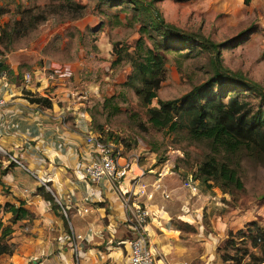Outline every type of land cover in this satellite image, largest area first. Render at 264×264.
I'll return each mask as SVG.
<instances>
[{"label": "rangeland", "instance_id": "rangeland-1", "mask_svg": "<svg viewBox=\"0 0 264 264\" xmlns=\"http://www.w3.org/2000/svg\"><path fill=\"white\" fill-rule=\"evenodd\" d=\"M70 1L0 0V60L5 69L13 65L17 77L36 66L53 71L46 91L51 102L83 119L104 139L122 145L125 153L133 152L140 164L162 171L167 186L201 214L207 230L213 231L214 223L226 225L209 264L264 261L262 151L244 142L232 151L214 149L207 139H190L181 126L158 127L149 120V108H157L158 99L180 98L215 77L209 95L225 102L236 94L239 102L247 101L251 119L264 127V0ZM148 1L162 23L180 32L158 22L145 6ZM191 33L216 43L223 67L258 83L263 93L216 72L213 51ZM138 45L161 53V67L150 83L131 64L139 57ZM210 156L234 168L241 186L219 178L200 181L198 166ZM188 174L197 182L196 195L180 187ZM2 202V224L33 234V217L11 222ZM13 228L0 239L10 250L0 253V264H15L10 258L17 253Z\"/></svg>", "mask_w": 264, "mask_h": 264}, {"label": "crops", "instance_id": "crops-1", "mask_svg": "<svg viewBox=\"0 0 264 264\" xmlns=\"http://www.w3.org/2000/svg\"><path fill=\"white\" fill-rule=\"evenodd\" d=\"M2 69L0 146L20 164L9 162L0 152V201L22 202L28 212L22 222L33 217V234L17 233L12 226L17 253L10 258L15 264H126L125 214L116 190L105 179L89 182L77 167L78 154L84 148L85 122L55 102L46 107L30 101L13 65ZM137 163L147 191L156 178L159 184L150 198L140 199L149 211L146 230L151 247L174 264L212 263L217 236L226 225L214 223L213 231L207 230L201 214L167 186L162 171ZM120 187L128 188L127 178ZM47 196L56 205L52 206ZM57 200L65 207L63 215ZM71 234L72 239H66Z\"/></svg>", "mask_w": 264, "mask_h": 264}, {"label": "trees", "instance_id": "trees-1", "mask_svg": "<svg viewBox=\"0 0 264 264\" xmlns=\"http://www.w3.org/2000/svg\"><path fill=\"white\" fill-rule=\"evenodd\" d=\"M70 2L77 3L72 0ZM145 6L151 10L158 22H163L159 12L150 1L145 3ZM162 24L170 30L180 32L178 28L169 24ZM193 35L197 37L195 34ZM197 38L202 40V45L213 51V64L216 72L228 75L232 80L239 81L244 86L254 88L263 93V89L258 83L223 67L216 43L202 35H198ZM137 54L139 57L133 58L131 64L139 76H145L144 82L150 83L154 80L155 69L161 67V53L154 51L149 46H145L144 48L138 45ZM4 66L6 64H2L1 69L5 68ZM216 81L215 77H209V81L194 85L180 98L158 99L159 106L157 108H149V120L154 126L158 127L168 125L174 129L177 126H181L186 130L187 136L190 139H207L209 145L214 149L232 151L244 142L247 145L253 144L264 154V127L259 126L255 123V120L251 119L247 101L243 100L239 102L236 94L228 95L225 102L221 96L209 95L211 86ZM205 96L207 97L204 98ZM28 99L46 107L51 105V101L47 97L29 95ZM173 109L176 110L177 119H173ZM199 169L201 171L199 176L200 181L206 182L208 178H219L226 184L231 183L236 187L241 186L234 168L229 167L224 162H217L214 157H208L198 166ZM47 199H49L52 206L56 205L50 196H47ZM2 209L11 214V222H15L28 215L27 210L22 206V202L18 204L4 202ZM11 231L12 227L10 225H3L0 220V239L9 235ZM228 236H232V234ZM261 236L264 240V232ZM9 251L4 244L0 243V253H8ZM258 262L260 263V261L254 260L249 264H256Z\"/></svg>", "mask_w": 264, "mask_h": 264}, {"label": "built area", "instance_id": "built-area-1", "mask_svg": "<svg viewBox=\"0 0 264 264\" xmlns=\"http://www.w3.org/2000/svg\"><path fill=\"white\" fill-rule=\"evenodd\" d=\"M0 75L3 77L5 71L0 68ZM53 71H48L44 65L42 67H33L31 71H25L21 74L22 83L25 92L32 96L49 97L46 93L48 87H51L49 80L53 77ZM50 78V79H49ZM51 101V100H50ZM4 103L0 96V107ZM82 139L84 148L79 152L78 169L79 172L89 182H96L105 179L110 183L120 199L124 209V225L127 231L126 242L128 244L126 264H174L170 259L162 254L155 252L148 242L146 225L149 221V211L145 204L141 202V197L150 198L152 190L159 188L157 178L151 183V190L147 191V184L140 178L142 169L138 167L137 155L133 152H124L122 145H117L109 139H104L99 132L92 131L88 124L82 127ZM0 152L7 155L6 159L10 162L19 163L13 155H9L6 150L0 146ZM127 178L128 188L122 189L121 182ZM41 184L49 190L45 181L40 180ZM180 185L191 195H196L198 186L195 179L190 174L182 177ZM164 196L167 191L161 190ZM60 210L65 214V207L59 203ZM86 210V208H83ZM73 235H66V239H72ZM81 238L80 234L76 235ZM260 264H264L260 262Z\"/></svg>", "mask_w": 264, "mask_h": 264}, {"label": "water", "instance_id": "water-1", "mask_svg": "<svg viewBox=\"0 0 264 264\" xmlns=\"http://www.w3.org/2000/svg\"><path fill=\"white\" fill-rule=\"evenodd\" d=\"M2 64H3V62L0 60V68H1Z\"/></svg>", "mask_w": 264, "mask_h": 264}]
</instances>
